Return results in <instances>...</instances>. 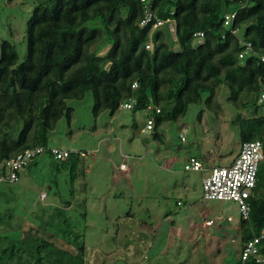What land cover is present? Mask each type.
Masks as SVG:
<instances>
[{
  "label": "trees",
  "instance_id": "obj_1",
  "mask_svg": "<svg viewBox=\"0 0 264 264\" xmlns=\"http://www.w3.org/2000/svg\"><path fill=\"white\" fill-rule=\"evenodd\" d=\"M35 1L25 59L18 62L15 46L0 42V174L8 172L5 162L16 154L48 146L49 132L63 115L70 122L67 99L90 91L97 116L103 110L113 115L120 103L134 97L131 109H150L155 129L184 116L189 104L209 103L223 85L228 98L245 111L231 120L238 126L240 146L263 143L249 218L239 219L240 250L252 232L259 235L264 229V103L258 104L257 97L264 87L259 58L264 54V0ZM146 7L168 21L141 26ZM230 12H235L232 25H225L224 15ZM239 40L251 42L255 53L238 58ZM105 45L108 49L99 54ZM44 152L50 155L49 149ZM80 157L71 152L55 160L71 161L73 168ZM75 177L70 175L71 184ZM70 205L66 199L64 206ZM41 210L32 218L35 224L16 237L0 235V264H86L85 239L69 216L58 207L51 213ZM7 217L0 214V223ZM257 247L264 256V235ZM237 264L264 262L251 255Z\"/></svg>",
  "mask_w": 264,
  "mask_h": 264
},
{
  "label": "rangeland",
  "instance_id": "obj_2",
  "mask_svg": "<svg viewBox=\"0 0 264 264\" xmlns=\"http://www.w3.org/2000/svg\"><path fill=\"white\" fill-rule=\"evenodd\" d=\"M35 4L0 0V42L15 46L18 62L27 54L26 29ZM229 93L217 86L209 103L189 104L184 116L144 132L150 109L119 107L113 115L103 110L95 116L90 91L67 99L71 120L59 118L48 143L87 153L72 168L71 161L61 164L44 152L21 168L14 182H0V214L10 215L0 223V235L16 237L35 224L32 218L41 209L51 213L58 207L83 234L86 264H237L236 202L204 199L201 180L208 172L184 169L189 156L212 167L229 165L238 153V126L231 120L245 111Z\"/></svg>",
  "mask_w": 264,
  "mask_h": 264
},
{
  "label": "built area",
  "instance_id": "obj_3",
  "mask_svg": "<svg viewBox=\"0 0 264 264\" xmlns=\"http://www.w3.org/2000/svg\"><path fill=\"white\" fill-rule=\"evenodd\" d=\"M145 1V0H142ZM235 12L226 13L224 15V24L232 25ZM154 20L152 28L164 24L168 20H162L158 18L150 8L146 7L145 15L140 22L143 26ZM169 29L174 32V27L171 22L168 24ZM196 35L202 36V32H197ZM240 45L243 47L238 54V58H243L250 53H255L252 43L249 41L239 40ZM147 49H151L149 42L145 45ZM260 61L264 62V54L259 56ZM133 88H136V83L132 84ZM257 103H264V87L257 97ZM135 104V98L130 97L128 100L120 103L119 107L124 109H131ZM151 108V107H149ZM158 111V109H156ZM153 126V120L148 118L145 124V129L141 131L151 130ZM46 149H49L50 155L56 160H65L71 152L79 153L81 156H85L83 151H72L58 146H37L33 148H27L24 151L16 154L14 157L8 159L5 162V166L8 172L5 175L0 174V182H14L17 179V173L20 168L25 166L30 160H32L37 154L43 153ZM89 153L92 150L88 151ZM263 159V143L261 140H252L243 142L239 148L238 153L227 166H212L206 168L203 162L195 156H189L184 163L185 170L204 171L208 173L202 177L201 189L202 197L204 199L214 200H228L236 202L240 218L247 220L250 212V197L253 195V190L257 181V172L261 160ZM125 163L119 165V169L126 170ZM45 193L41 194L44 197ZM179 203V202H178ZM227 220H231L230 216H227ZM212 219H206L205 224H213ZM264 235V229L259 235L252 232V238L245 243L240 251V259L245 260L248 256H255L257 261L264 262V256L258 252L257 243Z\"/></svg>",
  "mask_w": 264,
  "mask_h": 264
},
{
  "label": "crops",
  "instance_id": "obj_4",
  "mask_svg": "<svg viewBox=\"0 0 264 264\" xmlns=\"http://www.w3.org/2000/svg\"><path fill=\"white\" fill-rule=\"evenodd\" d=\"M148 118H151V117H148ZM148 118H147V119H148ZM58 147H59V146H58ZM62 148H64V147H62ZM67 149H69V148H67ZM193 156H195V155H193ZM235 156H236V153H234V157H235ZM195 157H196V156H195ZM234 157H233V158H234ZM198 158L200 159V157H198ZM200 160H201V159H200ZM232 160H233V159H232ZM201 161H202V160H201ZM120 164H121V163H120ZM120 164H119V165H120ZM208 166H209V165H207L206 168H208ZM185 187H187V185H185Z\"/></svg>",
  "mask_w": 264,
  "mask_h": 264
}]
</instances>
